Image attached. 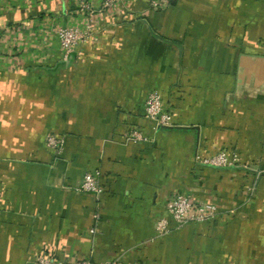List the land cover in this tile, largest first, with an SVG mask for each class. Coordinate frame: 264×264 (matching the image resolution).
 <instances>
[{"label": "crops", "instance_id": "1", "mask_svg": "<svg viewBox=\"0 0 264 264\" xmlns=\"http://www.w3.org/2000/svg\"><path fill=\"white\" fill-rule=\"evenodd\" d=\"M89 1L0 0V264H264V0ZM91 24L65 60L56 31ZM153 92L175 126L143 117ZM220 150L252 168L199 163ZM175 193L220 217L178 229Z\"/></svg>", "mask_w": 264, "mask_h": 264}, {"label": "built area", "instance_id": "2", "mask_svg": "<svg viewBox=\"0 0 264 264\" xmlns=\"http://www.w3.org/2000/svg\"><path fill=\"white\" fill-rule=\"evenodd\" d=\"M120 0H104L102 11H112L116 8ZM177 0H151L150 6L155 12L163 11L171 6ZM79 12L93 17L95 11L89 0H80ZM56 34L60 40L64 59L67 60L75 56L77 50L91 39L93 34L92 24L85 29L78 26L60 27ZM143 117L153 125L154 131L164 127L175 126L173 113L168 107L165 97L159 92H153L148 96L145 104ZM124 141L126 143L147 141L145 135L140 130H131L125 133ZM64 141L53 135L48 138L49 147L55 152L62 150ZM199 163L204 166L214 168H236L239 166V160L236 156L230 155L226 151H221L213 156L200 158ZM248 169V167H244ZM78 191L100 196L103 194L101 185V174L93 170L83 177ZM168 215L176 223L177 228H183L186 225L202 224L216 221L220 217L219 207L212 203H200L187 195L175 193L166 204ZM98 218V215L96 216ZM157 231L160 236L170 232L169 224L166 220L157 225ZM94 233V230L92 231ZM42 264H50L47 260H41Z\"/></svg>", "mask_w": 264, "mask_h": 264}, {"label": "rangeland", "instance_id": "3", "mask_svg": "<svg viewBox=\"0 0 264 264\" xmlns=\"http://www.w3.org/2000/svg\"><path fill=\"white\" fill-rule=\"evenodd\" d=\"M221 151H226V150H220V151H217L216 153H218V152H221ZM227 152V151H226ZM229 153V152H228ZM230 154V153H229ZM230 155H232V156H235V155H233V154H230ZM240 162V161H239ZM239 166H241V167H248V169H250V168H252L250 165H247V164H243V163H239Z\"/></svg>", "mask_w": 264, "mask_h": 264}, {"label": "clouds", "instance_id": "4", "mask_svg": "<svg viewBox=\"0 0 264 264\" xmlns=\"http://www.w3.org/2000/svg\"><path fill=\"white\" fill-rule=\"evenodd\" d=\"M0 23H3V21H0Z\"/></svg>", "mask_w": 264, "mask_h": 264}, {"label": "water", "instance_id": "5", "mask_svg": "<svg viewBox=\"0 0 264 264\" xmlns=\"http://www.w3.org/2000/svg\"><path fill=\"white\" fill-rule=\"evenodd\" d=\"M164 128H168V127H164Z\"/></svg>", "mask_w": 264, "mask_h": 264}]
</instances>
